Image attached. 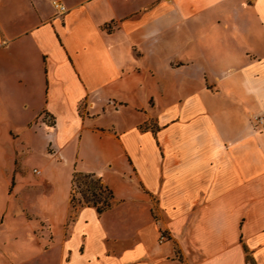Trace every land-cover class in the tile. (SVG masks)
Listing matches in <instances>:
<instances>
[{
	"label": "crops",
	"instance_id": "0c3cea01",
	"mask_svg": "<svg viewBox=\"0 0 264 264\" xmlns=\"http://www.w3.org/2000/svg\"><path fill=\"white\" fill-rule=\"evenodd\" d=\"M39 150L63 194L17 179ZM7 163L0 264H264V0H0Z\"/></svg>",
	"mask_w": 264,
	"mask_h": 264
},
{
	"label": "rangeland",
	"instance_id": "374dc122",
	"mask_svg": "<svg viewBox=\"0 0 264 264\" xmlns=\"http://www.w3.org/2000/svg\"><path fill=\"white\" fill-rule=\"evenodd\" d=\"M83 110V107H82ZM154 121H151L150 123L147 122L145 125H142V128H153L154 129ZM49 153L52 154V151L49 150ZM9 162V161H8ZM22 168L24 169L22 173L20 171H17V179H28V180H38L39 178H42L43 176H49V178L56 184L57 191L60 194L64 193L65 186H66V170L63 167H60L57 163H53L50 160L49 156H46L44 153H42L40 150L38 152L30 154L28 157H26V161L24 160V164L22 165ZM46 169L45 174H36L35 170L41 171L43 169ZM5 175L9 178H12V164L7 163L0 167V191L3 187L4 177ZM22 187V186H21ZM18 186V190L21 188ZM72 189L75 193L76 199L83 201V195L85 194L87 187L84 185V182L82 180L77 181L76 184L72 185ZM27 194L32 193H39L43 194L45 192V188L41 187L37 190L31 192V191H25ZM107 193H103L102 198H105ZM102 206V204H100ZM2 201L0 199V210L2 209ZM79 207V205H76V209ZM74 211V210H73Z\"/></svg>",
	"mask_w": 264,
	"mask_h": 264
},
{
	"label": "trees",
	"instance_id": "16d2710c",
	"mask_svg": "<svg viewBox=\"0 0 264 264\" xmlns=\"http://www.w3.org/2000/svg\"><path fill=\"white\" fill-rule=\"evenodd\" d=\"M82 180L84 185H86L87 190L83 195V201L77 200L75 193L72 189L71 192V205L73 209H76V205L81 206H91L95 207L99 213H103L109 209H111L113 205V193L106 187L100 178H98L94 174H83V173H75L72 185L76 184L77 181ZM107 193L105 198H102L103 193ZM102 204V206H100Z\"/></svg>",
	"mask_w": 264,
	"mask_h": 264
},
{
	"label": "built area",
	"instance_id": "2783aa9c",
	"mask_svg": "<svg viewBox=\"0 0 264 264\" xmlns=\"http://www.w3.org/2000/svg\"><path fill=\"white\" fill-rule=\"evenodd\" d=\"M53 5L55 9L58 11V15H64L67 12V8L59 1H54ZM37 174H40L41 171L35 170ZM168 240L167 235L164 232L160 234V242H165Z\"/></svg>",
	"mask_w": 264,
	"mask_h": 264
}]
</instances>
